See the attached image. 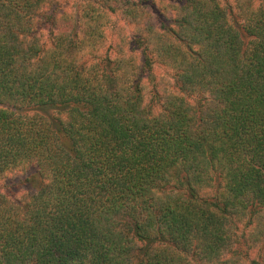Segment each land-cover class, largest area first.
I'll return each mask as SVG.
<instances>
[{"label":"trees","instance_id":"1","mask_svg":"<svg viewBox=\"0 0 264 264\" xmlns=\"http://www.w3.org/2000/svg\"><path fill=\"white\" fill-rule=\"evenodd\" d=\"M85 1L0 0V264H242L264 0H178L168 25L170 0ZM110 10L134 31L101 54Z\"/></svg>","mask_w":264,"mask_h":264},{"label":"rangeland","instance_id":"2","mask_svg":"<svg viewBox=\"0 0 264 264\" xmlns=\"http://www.w3.org/2000/svg\"><path fill=\"white\" fill-rule=\"evenodd\" d=\"M127 1L129 0H123V4L120 3L119 5L117 3V5H113V8H116V10L121 9L123 8L124 5H127L128 3ZM86 3L87 2L85 0H80V1L71 0V5L68 9V13L73 14V10L77 8V5L85 7ZM177 3H178V0H170V1H167L166 3H162V4L159 3L157 5V9H158L157 12L160 13L161 18H162V15L166 17L165 13L168 11L167 17L165 19L166 25L170 23L169 18L173 19V17L175 16L174 15L175 12L173 9H174V6L177 5ZM166 8H168V10ZM108 14L110 15L112 26L107 27L105 30V40L104 41L106 43L103 46V50L101 54H105V51L110 46V43L115 40L117 33H119L121 29H124V31L126 30L127 35L132 34L131 33L132 30L134 31V26L130 25L131 28L129 27V24L126 21L125 16H123L121 12L110 10V13ZM175 73L176 71L171 72V70L168 69V66H166V64L159 65V67L156 70V74L161 75L162 77H164V79L166 77L168 81L170 82V84H172V87H174L175 79L173 75ZM20 178H23V177L21 176ZM18 180L19 178L16 180H10L8 184H13L11 185L13 190L20 192V187L18 189V187L16 186V185H20V182ZM1 186L2 185L0 184V187ZM4 186L1 187V189H3ZM259 207L261 209V212H264V208L262 209L261 206ZM251 210L255 211L253 208H251ZM246 217L239 223L236 222L237 228L234 227L233 229V239L235 240L234 248L235 250L238 251L242 264H251L252 263L251 261L257 258L263 259L264 261V215L258 214L254 218L252 215H248ZM250 219L252 220L249 222ZM231 230H232V227H231ZM228 256L230 257L231 254Z\"/></svg>","mask_w":264,"mask_h":264}]
</instances>
